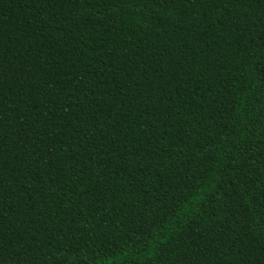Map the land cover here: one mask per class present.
<instances>
[{"label": "trees", "instance_id": "1", "mask_svg": "<svg viewBox=\"0 0 264 264\" xmlns=\"http://www.w3.org/2000/svg\"><path fill=\"white\" fill-rule=\"evenodd\" d=\"M264 264V0H0V264Z\"/></svg>", "mask_w": 264, "mask_h": 264}, {"label": "snow or ice", "instance_id": "2", "mask_svg": "<svg viewBox=\"0 0 264 264\" xmlns=\"http://www.w3.org/2000/svg\"><path fill=\"white\" fill-rule=\"evenodd\" d=\"M190 2H191V0H190ZM58 264H64V262L63 261H59Z\"/></svg>", "mask_w": 264, "mask_h": 264}]
</instances>
